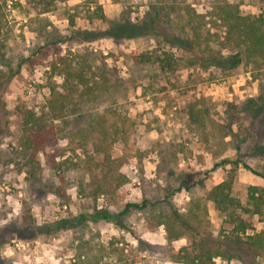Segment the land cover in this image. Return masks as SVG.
Instances as JSON below:
<instances>
[{
  "label": "rangeland",
  "instance_id": "obj_1",
  "mask_svg": "<svg viewBox=\"0 0 264 264\" xmlns=\"http://www.w3.org/2000/svg\"><path fill=\"white\" fill-rule=\"evenodd\" d=\"M46 1V12H38L36 0H7L3 8L6 28L13 30L3 51L15 61H27L7 87L0 107V264H76L83 240L117 248L115 257L123 250L134 264L142 257L149 264H187L176 261L175 254L190 239L168 242L163 225L150 228L151 204L124 209L128 203L142 205L146 198L157 206L170 202L185 212L191 191L175 190L184 180L195 192L200 181L210 189L225 179L232 164L213 167L223 158H235L236 144L242 147V158L264 172V152H259L264 116L252 122L244 109L245 101L259 93L257 81L242 66L227 74L204 70L191 53L157 35L104 32L109 21L121 18L125 3L132 22L138 23L151 4L163 2L168 8L180 0ZM183 1L203 12L210 0ZM230 1L239 2L244 13H264V0ZM97 5L105 20L95 16ZM78 29L84 30L80 37L59 41ZM77 48H85L80 59L86 73L98 82L107 79L110 86L88 110L73 108L66 119L52 120L49 84L63 81L53 72L52 62L60 56L73 59L70 51ZM136 52H171L176 69L165 71L155 61L137 63ZM200 102L211 110L202 129L189 113L190 106ZM29 111L43 117L48 129L41 133L44 141L27 146L24 119ZM91 111L108 119L112 144L106 145V156L94 151L90 132L78 134ZM230 124L234 137L225 136ZM123 171L128 182L115 188V177ZM250 184L264 186V178L240 166L233 194L244 203ZM104 214L111 220L102 218ZM208 219L206 248L233 255L231 260L216 257V264L252 260L245 245L226 237L229 227L217 210L211 209ZM252 220L258 229L264 226L257 216Z\"/></svg>",
  "mask_w": 264,
  "mask_h": 264
},
{
  "label": "trees",
  "instance_id": "obj_2",
  "mask_svg": "<svg viewBox=\"0 0 264 264\" xmlns=\"http://www.w3.org/2000/svg\"><path fill=\"white\" fill-rule=\"evenodd\" d=\"M36 1L38 2L35 3V7H40L37 8L38 12L49 10L46 0ZM7 5V0H0V64L5 67L0 70V107L4 106L3 97L7 87L20 73L23 64L27 61L26 58H19L15 61L3 51L7 46V40L12 37L13 31L10 27L6 28L7 21L3 8ZM94 13L98 18L106 19L100 5L96 6ZM74 24V19H71V25ZM131 28L135 30V32H133L134 30L131 32L132 34L128 31ZM113 31L124 37H132L135 36L133 33L141 34L142 32L160 36L171 46L191 53L204 70L214 68L221 74H227L240 66L246 68L257 81L259 93L254 98L245 101V113L251 117L252 122L256 117L264 116V13H244L239 2L230 0H210L207 9L200 12L192 4L180 0V4H173L168 8L163 2L153 3L141 20L138 23H133L129 6L125 3L121 18L109 21V26L104 32L113 35ZM83 32L82 29L74 30L73 35L65 36L59 41L70 42L74 37H80ZM84 40L90 41L91 39L84 38ZM82 41L78 40L77 43L81 44ZM83 49L85 48H77L74 52L70 51L74 56L73 59L60 56L58 60L52 62L53 72L63 77L61 83L54 80L49 84L51 96L47 101V107L49 118L52 120L66 119L73 108L74 110H88L87 108L96 104L100 93L105 92L110 86L107 79L104 80L105 83L98 82L95 76L86 73L83 60L80 59L84 53ZM133 59L137 63L155 61L165 71L172 72L176 69L175 56L171 52L155 56L152 53L136 52ZM106 84L107 87L101 89ZM199 105H191L189 113L195 120L197 128L202 129L206 127L211 110L205 103ZM232 115L229 113V117L232 118ZM43 121V117L37 116L32 111L26 115L24 128L28 133L27 146L32 145L34 140L37 144L45 140L46 136L41 133L48 128H46V124H43ZM108 126V119L98 112L91 111L86 115L85 123L78 130V134L90 132L94 151L105 154L106 145L112 144L109 139ZM229 129V134L225 136L234 137L236 132L233 131L232 124ZM83 145L81 144V146ZM235 149V158L226 157L215 163L213 169L228 163L232 164V167L227 177L212 188H205L204 181H200L198 187H201V190L197 191L199 189L197 187L194 192L185 180L181 182L175 191L184 188L191 191V198L185 212L170 202L166 206H157L156 203L152 204L146 198L142 205L128 203L124 212L128 211L129 207L145 209L151 204L150 206L153 208L150 210L152 213L149 219L150 228L163 225L168 242L183 237L190 239L189 243L182 246L175 254L176 261L187 264H216L214 260L216 257L231 260L233 255L220 248H206L204 234L210 226L208 215L211 209H215L229 227L226 237L237 245H245L253 255L250 261L241 260L242 264H264V226L258 229L252 220L254 216H257L258 222L264 224V186L248 185L246 203L233 194L237 181V169L240 166L263 178L264 172L254 168L242 158L240 145L236 144ZM259 152H264V145L259 148ZM107 156L110 158L109 153ZM115 179V188H120L128 182V175L123 171ZM102 218L111 220L108 214H104ZM80 247L76 264H134L133 261L131 263L123 250L115 257L117 248L112 249L98 241L94 243L92 240H83ZM136 261L140 264H149L146 257Z\"/></svg>",
  "mask_w": 264,
  "mask_h": 264
}]
</instances>
